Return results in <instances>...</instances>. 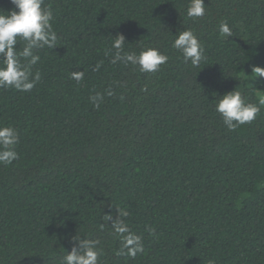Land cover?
<instances>
[{"label": "trees", "instance_id": "1", "mask_svg": "<svg viewBox=\"0 0 264 264\" xmlns=\"http://www.w3.org/2000/svg\"><path fill=\"white\" fill-rule=\"evenodd\" d=\"M188 3L44 0L58 45L39 50L31 92L0 88V125L19 132L18 158L0 164V264H60L76 234L99 242L100 264H264V77L251 73L264 67V0H204L196 19ZM184 29L204 48L200 68L172 47ZM117 34L167 62L111 63ZM234 89L260 111L229 131L214 106ZM117 209L142 237L134 258L102 220Z\"/></svg>", "mask_w": 264, "mask_h": 264}, {"label": "clouds", "instance_id": "2", "mask_svg": "<svg viewBox=\"0 0 264 264\" xmlns=\"http://www.w3.org/2000/svg\"><path fill=\"white\" fill-rule=\"evenodd\" d=\"M14 5L11 11H0V88H14L20 92H31L40 81V72H32L41 59L39 50L53 49L58 45V36L53 29V12L50 8L42 7L44 0H11ZM204 0H189L186 15L188 18H201L205 15ZM219 33L224 37L232 36V30L226 21L219 24ZM18 41L23 42L22 49L16 46ZM126 38L123 34L114 36L111 47L114 53L111 63H123L132 65L142 73H155L160 66L165 64L168 56L160 52L156 47H143L139 52L125 51ZM172 47L183 56L185 63H190L194 68H200L205 61L204 48L191 29H184L175 35ZM251 73L255 77H264V67L254 65ZM83 71H74L71 79L77 83L84 79ZM111 91L108 95H111ZM96 107L103 99L100 93L90 97ZM264 104V99L261 100ZM220 114L223 124L231 131L238 126L252 122L259 107L246 99L239 90L229 91L217 99L214 106ZM19 143V132L12 126L0 125V164L8 165L18 158L15 150ZM129 213L117 209L115 218L111 213L102 216L104 222L111 221L112 234L120 241L119 254L136 257L144 251L142 237L132 231L126 218ZM104 223L99 225L103 230ZM150 233L154 232L151 227ZM71 251H66L60 264H100L99 242L76 234L70 237ZM209 264H214L209 261Z\"/></svg>", "mask_w": 264, "mask_h": 264}]
</instances>
